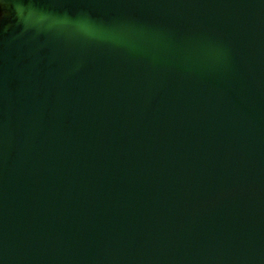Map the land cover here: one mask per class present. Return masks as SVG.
Here are the masks:
<instances>
[{
  "label": "water",
  "instance_id": "1",
  "mask_svg": "<svg viewBox=\"0 0 264 264\" xmlns=\"http://www.w3.org/2000/svg\"><path fill=\"white\" fill-rule=\"evenodd\" d=\"M0 264H264V0H0Z\"/></svg>",
  "mask_w": 264,
  "mask_h": 264
}]
</instances>
